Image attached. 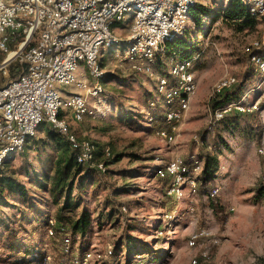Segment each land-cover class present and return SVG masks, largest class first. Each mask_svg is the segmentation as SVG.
Returning a JSON list of instances; mask_svg holds the SVG:
<instances>
[{"label":"rangeland","instance_id":"1","mask_svg":"<svg viewBox=\"0 0 264 264\" xmlns=\"http://www.w3.org/2000/svg\"><path fill=\"white\" fill-rule=\"evenodd\" d=\"M197 1L210 14L203 17L202 34L195 30L190 16L185 34L189 48L193 49L190 54L195 56L192 70L198 89L191 97L188 111L177 123L174 142L158 135L162 127L150 119L149 110L155 106L168 109L157 88L159 70L146 73L141 64L126 60V45L122 41L101 47L99 60L103 63L105 80L99 101L89 99L95 114L82 122L68 117L72 131L80 140L94 141L97 152L107 148L111 152L108 157L97 155L98 161L106 162V170L97 175L96 181L88 182L80 193L82 205L92 212L93 223L86 237H76L75 242L78 259L84 253H91L89 264H105L103 261L110 259L108 252L128 239L137 240L142 256L162 255L161 264H190L199 247L188 248L187 239L200 226L210 228L219 238V244L212 248L210 259L199 264H264V194L258 198L255 193L259 186L264 188L263 158L258 152L264 147V94L258 88V73L247 50H252L257 41L260 48L264 45V18L251 26L227 21L221 14L217 15L230 0ZM133 15L126 13L124 21L113 26L119 38L126 37ZM174 48L182 50L178 46ZM162 62L166 65L165 60ZM74 75H85L91 80L83 65L76 68ZM226 76L235 77L238 85L245 83L246 99L250 107H257L245 112L260 134L257 139L239 134L233 137L214 119L213 88ZM60 90L68 92L66 95L76 92L73 86H61ZM246 126L243 122L241 127ZM46 132L47 128L44 130L41 124L25 150L7 158L3 172L28 186L36 209L45 213L47 220L55 214V206L47 194L33 185L34 172H50L57 153L54 146H49L51 140ZM218 132L229 144L219 155L216 182L220 189L214 197L224 210L216 213L208 195L187 191L181 200L167 196L168 181L156 177V168L177 157L202 158L203 149H214ZM117 155H120L118 159ZM1 209L9 215L18 213L17 209L2 207L0 212ZM101 211L107 216L98 224ZM30 214L36 213L30 211ZM36 219L38 228L31 233L30 224H25L28 230L21 234L20 243L23 248L38 245L52 256L53 239L41 217ZM32 259L33 255H26L25 262H21L0 251V264H34ZM117 261L124 263L125 252Z\"/></svg>","mask_w":264,"mask_h":264},{"label":"built area","instance_id":"2","mask_svg":"<svg viewBox=\"0 0 264 264\" xmlns=\"http://www.w3.org/2000/svg\"><path fill=\"white\" fill-rule=\"evenodd\" d=\"M240 1L253 17L264 18V0ZM197 5V0H0V55H3L0 73L8 75L10 65L15 62L24 67L19 78L0 87V166L8 157L23 152L39 126L46 122L65 137L76 152L78 163L101 172L106 170V163L97 159L95 142L80 140L68 117L82 122L95 114L89 99L99 101L102 92L101 47H111L120 41L126 45L125 59L141 64L146 73L153 74L159 63L166 61L167 72L176 85L169 87L170 80L159 71L157 88L168 109L167 125L157 133L167 142H174L177 123L188 111L191 97L198 89L192 70L195 56H182L174 47L185 36L190 12ZM128 12L134 13L133 21L122 39L113 26L124 21ZM260 46L257 41L252 50H247L258 73V88L264 94V56ZM79 65L86 68L91 80L85 75H74ZM236 83L235 77L221 78L213 88L212 98ZM61 86H73L76 92L66 95L68 92H62ZM246 96L214 109V119L220 121L232 112L255 110L257 107H250ZM258 152L263 158L264 181V147ZM110 155V150L105 149L104 156ZM202 169L201 157H177L158 166L155 175L168 181V196L181 200L187 191L198 193ZM218 190L217 187L214 195ZM49 223L48 233L52 235L54 220L51 218ZM218 244L219 238L210 228L201 226L193 230L187 247H199V253L190 264L208 261L212 248ZM90 258L91 253H84L77 262L89 264ZM161 262L138 254L131 264Z\"/></svg>","mask_w":264,"mask_h":264},{"label":"trees","instance_id":"3","mask_svg":"<svg viewBox=\"0 0 264 264\" xmlns=\"http://www.w3.org/2000/svg\"><path fill=\"white\" fill-rule=\"evenodd\" d=\"M219 14L227 21L241 22L248 26L253 25L257 20L248 12L240 0H230L219 11L217 16ZM209 15V11L203 5H197L191 10L190 16L195 24V30L199 34L204 32L203 17ZM186 37L185 35L176 42V45L182 49L180 52L182 56H189L193 51L192 48H189ZM259 51L264 56V45H262ZM23 68V65L15 62L10 65L7 76L0 73V87L4 86L7 82L19 78L23 73ZM158 69L170 80L169 87L176 85V82L171 80L163 62L159 63ZM104 80L103 78L102 83ZM245 91V83H240L239 85L236 83L233 88L212 98L211 107L214 110L231 101L239 100ZM166 110V108L158 105L149 110L151 122L157 124L159 127L167 125L165 120ZM219 122L224 130L233 137L239 134L241 137L247 139H257L260 136L257 129L250 124L247 113L232 112L227 114ZM243 122L247 123V126L244 128L241 127ZM42 125L44 130L47 128V137L51 140L49 146H54L57 153L50 172L43 174H39L37 171L34 172L33 185L38 186V188L47 194L51 203L55 206V214L46 220V214L36 209V203L30 195L28 186L14 175L8 174L5 171L3 172L6 162L2 164L0 166V208L8 207L10 209H17L18 213L9 215L1 209L0 251H4L8 257L15 258L21 262H25L26 255H33L32 261L34 264H80L77 262L79 255L77 254L78 247H76L75 240L76 237L81 239L85 238L93 223L92 212L82 205L80 193L85 189L88 182L91 180L96 181L98 176H101V171L78 163L76 160V152L72 150L65 137L48 123L43 122ZM223 147L229 148V144L221 133L218 132L214 149L210 151L203 149L201 158L203 161V169L199 177L200 184L198 193L210 196L211 205L216 213L224 210L218 202V199L214 198V191L218 187L216 178L220 167L219 155L222 154ZM98 154H102L104 157V152L100 153L98 151ZM119 157L120 155H117V159ZM255 193L258 198L263 196L264 188L259 186ZM30 211H34L36 214L32 215ZM106 216L101 211L97 217L98 224H102ZM36 217H41V222L43 225L46 224L47 228L50 226L49 220L51 218L54 220V225L51 226L53 234L49 235L55 245L52 256H48L38 245L23 248L20 243L21 234L28 230L25 224H30L29 232L31 233H34L38 228V220ZM67 237H69V240L65 241ZM136 241L128 239L124 243L119 242L111 250L109 261L103 262L109 264L111 261L112 264H117V259L121 257L122 252H125V261L122 264H131L138 254H142ZM161 256L156 257L153 255L152 258L162 260ZM48 257L50 258L49 261Z\"/></svg>","mask_w":264,"mask_h":264},{"label":"crops","instance_id":"4","mask_svg":"<svg viewBox=\"0 0 264 264\" xmlns=\"http://www.w3.org/2000/svg\"><path fill=\"white\" fill-rule=\"evenodd\" d=\"M218 188L220 189V186L218 185ZM201 227V226H200Z\"/></svg>","mask_w":264,"mask_h":264}]
</instances>
